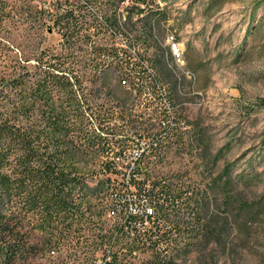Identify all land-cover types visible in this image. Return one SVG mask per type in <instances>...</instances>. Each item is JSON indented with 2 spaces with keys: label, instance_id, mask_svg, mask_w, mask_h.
Instances as JSON below:
<instances>
[{
  "label": "rangeland",
  "instance_id": "rangeland-1",
  "mask_svg": "<svg viewBox=\"0 0 264 264\" xmlns=\"http://www.w3.org/2000/svg\"><path fill=\"white\" fill-rule=\"evenodd\" d=\"M104 1L112 15L117 0ZM74 2L77 0H0V75H8L16 61L48 46L83 75L90 105L101 113L95 121L102 119L103 135L112 148L109 153L103 149L95 165L109 172L102 170L89 179L96 186L100 179L110 177L111 181L103 186L104 204L111 185H121L127 174L116 168L125 156L120 151L135 140L134 134L152 130L148 126L151 118L165 114L158 89L161 86L183 127L164 139L156 151L139 159L134 179L148 187L159 183L183 190L190 186L199 198L211 197L212 209L219 203V210L231 226L225 233L226 249L215 241L206 244L205 240H198L202 236L194 235L202 234L207 222L202 218V207L195 202L187 204L184 198L178 206L158 213L156 220L151 218L145 227L139 223L132 231L125 230L129 236L112 249L117 250L122 242L134 238H147V230L154 223L172 230L176 229L171 228L174 222H179L183 239L163 251L176 257L178 263L209 264L204 252L215 249L216 264H264V210L242 230L232 216L248 206L254 211L264 192V107L260 104L264 98V0H147L144 12H133L137 23L134 28L117 30L106 21L98 28L75 34L74 43L69 46L60 25L51 23L50 16L41 18V7L62 9ZM131 5L130 1L119 5L122 21ZM151 13H159L162 18L163 35L156 29L149 37L144 23L145 16ZM170 35H175L184 50L179 61L172 55ZM93 41L104 45L101 55L91 53ZM85 49L89 51L86 55ZM83 54L86 60L90 59L89 64L79 62ZM140 64L149 65L151 71L142 75L145 82L138 86L136 77L140 74L125 73L128 68L139 69ZM227 167L232 168V175L228 180L221 179ZM255 172L262 173L261 183L246 186L236 177L237 173ZM215 185H219L216 197L212 193ZM100 223L92 227L82 219L73 226L76 232L70 237L61 236V243L56 246L47 244V234L32 232L29 224L35 242L40 240L31 264H82L91 253L90 243L82 240L84 236L89 237L94 231L99 235L114 233L120 226L119 219L109 217L107 211ZM53 237L58 239L60 235ZM197 240L199 247L190 244ZM148 242L136 243L133 252L124 248L127 258L138 262L149 258L153 251ZM103 263L104 252L100 251L97 264Z\"/></svg>",
  "mask_w": 264,
  "mask_h": 264
},
{
  "label": "trees",
  "instance_id": "trees-1",
  "mask_svg": "<svg viewBox=\"0 0 264 264\" xmlns=\"http://www.w3.org/2000/svg\"><path fill=\"white\" fill-rule=\"evenodd\" d=\"M125 1L133 5L122 21L124 16L118 9ZM104 4H107L104 0H77L62 9L52 5L41 7V18L50 16L51 23L60 25L65 42L71 46L75 34L91 27L98 28L106 21H110L111 27L117 30L134 28L137 24L133 20L134 10L142 13L148 3L147 0H117L112 15ZM143 4L146 5L143 7ZM158 15L151 13L145 16L144 25L149 37L156 29L163 35L162 18ZM129 44L134 43L129 41ZM90 48L95 55H101L105 50L99 41H93ZM87 53L89 51L85 49L84 54ZM84 54L79 62L86 65L90 59L86 60ZM260 104L264 107V98ZM100 115V111L90 105L83 75L75 72L71 63L63 60L53 47L35 50L16 61L8 75H0V264H31L32 255L36 254L40 243L39 239L35 242L34 231L50 236L47 244L56 246L61 243V236L70 237L72 232H76L73 226L82 219L92 227L101 224L106 212L103 186L111 180L110 177L102 178L96 186L89 180L105 170L95 167L102 156L103 146L109 142L102 134V119L98 123L95 121L101 118ZM105 171L109 172L108 169ZM231 171L232 168H225L224 176L220 178L228 180ZM236 177L246 186L263 181L261 172L237 173ZM131 182L139 189L140 195L156 204L160 214L178 206L179 200L184 198L187 204L195 202L201 206L207 226L202 234L196 232L194 237L202 236L198 240L203 239L206 244L215 241L227 248L226 234L231 227L230 221L223 217L219 203L212 209L210 196L199 198L190 186L183 190L159 183L148 187L136 181L134 176ZM218 186L212 189L214 197ZM228 190L231 199V189ZM260 201L254 211L248 206L238 214H232L239 229L245 228L258 217L261 209L264 210V192ZM200 219L198 217L197 221ZM29 224L32 232L28 230ZM154 224L156 228L152 226L147 230V238L122 242L117 250H113V246L129 236L123 228L117 227L114 233L99 235L94 231L89 237L84 236L82 240L85 244L90 243L91 253L89 251L90 255L82 264H97L100 251L104 252L103 264H181L173 255L163 253L183 239L180 223L174 222L175 226L171 228L176 229L172 230ZM248 232L246 230L245 235ZM57 233L60 237L55 239L53 235ZM198 240L190 244L199 247ZM147 241H150L148 245L153 251L149 258L141 262L127 258L126 252H133L136 243L145 244ZM213 250L204 252L208 256L205 262L209 264L217 262Z\"/></svg>",
  "mask_w": 264,
  "mask_h": 264
},
{
  "label": "built area",
  "instance_id": "built-area-1",
  "mask_svg": "<svg viewBox=\"0 0 264 264\" xmlns=\"http://www.w3.org/2000/svg\"><path fill=\"white\" fill-rule=\"evenodd\" d=\"M169 42L172 44V49L175 52V61L178 59V49H183L178 41H175V35L169 36ZM119 53V51H118ZM125 73L127 76L140 74L136 77L138 86L145 80L142 75L151 71L149 65L142 66L140 64L139 69H127ZM127 82L126 79H124ZM141 82V83H139ZM161 99L164 104V115L159 117H153L149 120V127L152 130L147 133H140L139 135H133L135 140H130L131 144L127 149H122L120 152L125 154L122 161L117 165V169L127 171L124 175V181L121 185L113 183L110 191L105 196L106 211L109 217L118 218L120 221V228L132 231L140 223L142 227L149 224V220L158 216V209L156 204L151 202L148 198L140 195L139 189L131 182L135 171L140 167L139 159H141L147 153L156 151L161 145L164 139L174 136L178 130L183 127V123L179 121L178 117L173 113V104L166 96L164 89L158 85ZM103 134V133H102ZM122 136V135H120ZM103 149L109 153L110 143L108 142L103 146ZM140 220V221H139Z\"/></svg>",
  "mask_w": 264,
  "mask_h": 264
},
{
  "label": "bare ground",
  "instance_id": "bare-ground-1",
  "mask_svg": "<svg viewBox=\"0 0 264 264\" xmlns=\"http://www.w3.org/2000/svg\"><path fill=\"white\" fill-rule=\"evenodd\" d=\"M175 41H177L176 40V37H175ZM180 44V43H179ZM171 50H172V55H173V57L175 58V52H174V50L172 49V46H171ZM183 57H184V50L183 49H178V59H183Z\"/></svg>",
  "mask_w": 264,
  "mask_h": 264
}]
</instances>
